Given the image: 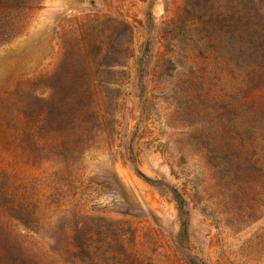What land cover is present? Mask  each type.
<instances>
[{
  "label": "rangeland",
  "instance_id": "1",
  "mask_svg": "<svg viewBox=\"0 0 264 264\" xmlns=\"http://www.w3.org/2000/svg\"><path fill=\"white\" fill-rule=\"evenodd\" d=\"M263 52L264 0H0V264H264Z\"/></svg>",
  "mask_w": 264,
  "mask_h": 264
},
{
  "label": "trees",
  "instance_id": "2",
  "mask_svg": "<svg viewBox=\"0 0 264 264\" xmlns=\"http://www.w3.org/2000/svg\"><path fill=\"white\" fill-rule=\"evenodd\" d=\"M264 54V52H263ZM172 192L174 193V196L178 202V212L179 214H183V213H186L185 209L183 208L184 207V204L185 202L183 201V198L175 191V189H172ZM181 235L182 236H185L186 234V231H185V225L182 224V228H181ZM187 263L188 264H206V263H203L199 260H197L196 258H192V257H187Z\"/></svg>",
  "mask_w": 264,
  "mask_h": 264
}]
</instances>
